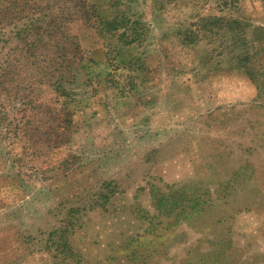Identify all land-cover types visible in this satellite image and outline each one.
I'll return each mask as SVG.
<instances>
[{"label": "rangeland", "instance_id": "obj_1", "mask_svg": "<svg viewBox=\"0 0 264 264\" xmlns=\"http://www.w3.org/2000/svg\"><path fill=\"white\" fill-rule=\"evenodd\" d=\"M0 264H264V0H0Z\"/></svg>", "mask_w": 264, "mask_h": 264}, {"label": "trees", "instance_id": "obj_2", "mask_svg": "<svg viewBox=\"0 0 264 264\" xmlns=\"http://www.w3.org/2000/svg\"><path fill=\"white\" fill-rule=\"evenodd\" d=\"M219 20L220 19H215L216 25L218 24ZM102 22L104 23V27L107 28L112 33H115L122 26H127L129 23L128 19L125 16H122L120 18L118 17V18H115L113 20L112 19L111 20L102 19ZM126 34L127 33L124 32L122 35H120L122 40H126V38H125ZM56 83H58L60 85V84H62V81L59 80Z\"/></svg>", "mask_w": 264, "mask_h": 264}]
</instances>
